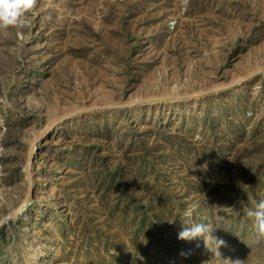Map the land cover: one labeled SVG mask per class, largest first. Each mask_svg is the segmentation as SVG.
Segmentation results:
<instances>
[{
    "label": "rangeland",
    "instance_id": "rangeland-1",
    "mask_svg": "<svg viewBox=\"0 0 264 264\" xmlns=\"http://www.w3.org/2000/svg\"><path fill=\"white\" fill-rule=\"evenodd\" d=\"M23 19L0 28V218L25 196L29 143L55 119L264 67V0H37ZM32 168L0 264H264L253 225L231 223L264 192V74L77 116L39 143ZM188 209L227 246L178 239ZM133 218H146L138 235ZM154 238L173 255L140 257Z\"/></svg>",
    "mask_w": 264,
    "mask_h": 264
},
{
    "label": "water",
    "instance_id": "water-1",
    "mask_svg": "<svg viewBox=\"0 0 264 264\" xmlns=\"http://www.w3.org/2000/svg\"><path fill=\"white\" fill-rule=\"evenodd\" d=\"M261 74H264V67L260 68L258 70H255L251 74L241 77L237 80H234L228 84L217 86L208 90L200 91V92H194V93H188L183 95H165V96H157V97H149L142 99L138 102L129 104V105H108V106H92V107H85L82 109H78L76 111L67 113L62 115L61 117L55 119L53 122L47 124V126L39 133L37 134L29 143L27 156L25 160V176H26V194L23 197V199L20 201V203L10 210L8 213L3 215L0 218V229L5 227L9 222L19 218L23 212L27 209L28 206L31 204V198L33 195L34 190V184H33V174H32V164L35 157V152L38 149L39 143H41L44 139L48 138L50 133L61 123L71 120L77 116L84 115L90 112L95 111H101V110H111V109H122L126 107H132L135 104L141 105L145 103H153V102H178V101H192L196 98H201L203 96H211L215 94H219L221 92L234 89L238 85H241L249 79H251L254 76H259Z\"/></svg>",
    "mask_w": 264,
    "mask_h": 264
},
{
    "label": "clouds",
    "instance_id": "clouds-1",
    "mask_svg": "<svg viewBox=\"0 0 264 264\" xmlns=\"http://www.w3.org/2000/svg\"><path fill=\"white\" fill-rule=\"evenodd\" d=\"M37 0H0V28L9 26L23 25L26 13L34 9ZM246 215L253 219V228L258 241H264V199L256 203L254 209L246 210ZM193 210L188 209L184 212L182 230L178 233V239L192 241L197 238H203L206 246V240H210L218 249L221 246H227L226 241L216 238L212 235L215 229L204 223L192 222ZM219 253V252H218ZM227 264H245L241 259H225Z\"/></svg>",
    "mask_w": 264,
    "mask_h": 264
},
{
    "label": "trees",
    "instance_id": "trees-1",
    "mask_svg": "<svg viewBox=\"0 0 264 264\" xmlns=\"http://www.w3.org/2000/svg\"><path fill=\"white\" fill-rule=\"evenodd\" d=\"M243 117H245V114H243ZM229 133H230V135L233 136V133L232 132L229 131ZM217 193L218 192H216V194ZM259 198L260 199H264V192L260 195V197L259 196L255 197V201L257 202L259 200ZM251 199H252L251 197L249 198V197H246L245 196L243 198V200H242V201H244L246 203L247 207H250V209H252V207H251L252 206V203H255L253 201L250 203ZM135 220H136V218H133L131 223H132V226L135 227V230H136L135 234L138 235L144 229L143 225L145 223L146 218H142L141 223L138 224V225H136V224L134 225V221ZM152 223L153 222L150 221V224H152ZM231 223L234 225L235 228L237 227L241 231H243L249 225H253V219L252 218H247V216H246V218H237V219H235V221H232ZM3 228L0 229V242L4 241V239L6 237V235H4ZM253 233L256 235L254 228H253ZM153 241H156V243H155L156 245L153 244V245L148 246V247H151V248L150 249L147 248L145 251L142 252V255L140 256L146 262H151V257L149 256L151 254L150 251H152V252L158 251L159 252L158 253V256H156L155 258L157 259L159 257V260H161V258H160L161 255L167 256V257L168 256L171 257L173 255L171 253V251H172L171 250V245L167 242L166 238L163 239L161 242L159 240H156V238H154ZM156 246H158V248H156Z\"/></svg>",
    "mask_w": 264,
    "mask_h": 264
}]
</instances>
